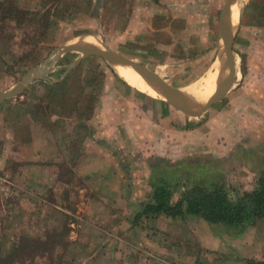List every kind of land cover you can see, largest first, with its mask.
<instances>
[{
	"label": "rangeland",
	"instance_id": "1",
	"mask_svg": "<svg viewBox=\"0 0 264 264\" xmlns=\"http://www.w3.org/2000/svg\"><path fill=\"white\" fill-rule=\"evenodd\" d=\"M226 1L0 0V93L83 35L173 88L186 86L222 48ZM231 50V84L199 113L151 99L126 85L105 58L78 51L55 57L39 78L1 100L0 264H162L145 257L148 247L139 239L152 227L142 218L132 222L154 173L177 185L172 202L192 183L211 179L221 178L232 198L251 189L264 170V138L255 137H264V0L245 1ZM235 123L254 133L229 140L221 156L207 140L192 148L204 136L196 126L208 134L209 126ZM81 154H87L82 161ZM77 165L82 172L88 166V174L79 175ZM119 217L129 218L130 228L113 225ZM167 240L197 250L186 239ZM214 258L264 264L227 247Z\"/></svg>",
	"mask_w": 264,
	"mask_h": 264
},
{
	"label": "crops",
	"instance_id": "2",
	"mask_svg": "<svg viewBox=\"0 0 264 264\" xmlns=\"http://www.w3.org/2000/svg\"><path fill=\"white\" fill-rule=\"evenodd\" d=\"M203 129L204 127L202 128V126H196L193 128V130L196 131V134H203L204 136L197 138L199 140H197L198 142L195 144L196 147L193 146L192 148H197L198 150L200 145L203 148L202 144L204 143V140H207L210 150L217 151V156L219 157L221 156V147H228V144H230L229 140L234 139V142L232 143L235 144L240 139L239 137L245 135L247 131V133H254L253 129L255 128L253 126L251 127L245 124L235 123V127L234 125L220 127L218 124L209 126L208 134H205L202 131ZM255 137L256 139H259L260 137L264 138L262 134H256ZM83 142L84 141L81 140V143ZM181 143L182 144L178 142L177 144L179 147H184V142L181 141ZM175 155L179 156L177 153ZM86 156L87 154H81L79 159L82 161ZM39 160L41 161V158H39ZM107 161L111 162L110 160ZM102 162L97 161V163ZM51 164L54 166V163L51 162L48 166L50 167ZM87 167L88 166L83 168L84 172H82L81 166L77 165L76 169L79 170L78 174L87 175ZM94 174H100L98 173V168H95ZM197 218L199 217L193 215H183L177 219H169L163 216L142 218V220L148 222V225L152 227L148 234L143 233L139 235V239H142L145 245H147L146 247H148V250L143 251L145 257L146 255L156 257L158 260L162 261V264H216L214 257L217 255V251L227 247L237 255V258H252L259 260L264 258V216L254 218L250 223L239 228H229L220 225L224 231L221 229L219 232L215 231L216 226L218 225H211L203 221L201 218L198 220ZM130 222L129 218L119 217V221L117 223L115 222L113 225L125 224L130 228ZM255 231L258 232L255 234ZM113 237L116 239L115 235H113ZM167 239H175L178 241L180 239H186L187 242L189 241L188 244L192 243L193 245H196L197 250L191 252L183 249L182 246H173L167 242ZM179 243L183 244L180 241ZM117 253L119 257H124L125 255L130 257V252H128L129 255L126 254V251H119ZM142 264L151 263L147 261Z\"/></svg>",
	"mask_w": 264,
	"mask_h": 264
},
{
	"label": "trees",
	"instance_id": "3",
	"mask_svg": "<svg viewBox=\"0 0 264 264\" xmlns=\"http://www.w3.org/2000/svg\"><path fill=\"white\" fill-rule=\"evenodd\" d=\"M148 184L150 195L139 203L133 223L145 217L177 219L193 215L211 225L239 228L264 216V170L257 172L251 189L234 198L227 193L221 178L206 184L192 183L174 202L171 199L177 185L170 184L166 174L154 173Z\"/></svg>",
	"mask_w": 264,
	"mask_h": 264
},
{
	"label": "bare ground",
	"instance_id": "4",
	"mask_svg": "<svg viewBox=\"0 0 264 264\" xmlns=\"http://www.w3.org/2000/svg\"><path fill=\"white\" fill-rule=\"evenodd\" d=\"M246 0H235L231 3L228 13V22L231 31L235 28L240 11ZM75 46L85 49H102L99 39L94 35H83L74 38L71 42ZM113 72L128 86L154 100L171 101V97L162 86L157 83L145 80L140 74L131 68L128 64L115 63L108 61ZM227 74L224 68V52L218 48L215 56L201 75L186 86L177 87V91L195 102H206L218 92L222 86V79ZM194 106L183 108L185 113L194 110Z\"/></svg>",
	"mask_w": 264,
	"mask_h": 264
},
{
	"label": "water",
	"instance_id": "5",
	"mask_svg": "<svg viewBox=\"0 0 264 264\" xmlns=\"http://www.w3.org/2000/svg\"><path fill=\"white\" fill-rule=\"evenodd\" d=\"M235 0H227L225 4L223 5L222 11H221V20L219 23V35L220 39L222 41V48L224 52V68L227 69V74L222 79V86L218 92H216L213 97L206 101V102H195L189 97L184 96L183 94L179 93L176 88L171 87L168 85L165 81L161 80L156 74L153 72L137 65L126 58L115 54L112 51L106 50V49H85L80 48L78 46H75L74 44H68L64 46H60L58 49L55 50L54 54L48 59L43 62L40 66L33 68L29 70L26 75L22 78V80L13 88L3 91L0 93V101L14 96L21 92L29 82L32 80L39 78L41 74L49 69V64L55 60L54 58L57 56H60L62 53L67 51H78L83 56L86 55H98L103 58H105L107 61L111 60L115 63H121V64H128L131 66L133 70H135L138 74H140L145 80L154 82L159 84L164 88V90L169 94L171 97V101H168L172 103L173 105L179 107L181 110L183 108H189V106H194L195 109L191 110L190 113H199L200 111L208 108L210 105L218 101L221 96L224 94L225 90L228 88V86L231 84V77L233 74V61L234 56L231 50V41H232V31L229 26L228 22V13H229V7L231 3ZM184 111V110H183Z\"/></svg>",
	"mask_w": 264,
	"mask_h": 264
}]
</instances>
